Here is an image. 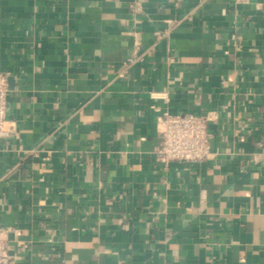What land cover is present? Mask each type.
<instances>
[{
    "label": "crops",
    "instance_id": "crops-1",
    "mask_svg": "<svg viewBox=\"0 0 264 264\" xmlns=\"http://www.w3.org/2000/svg\"><path fill=\"white\" fill-rule=\"evenodd\" d=\"M0 72L9 264H264V0H0ZM163 110L212 157L156 161Z\"/></svg>",
    "mask_w": 264,
    "mask_h": 264
},
{
    "label": "built area",
    "instance_id": "built-area-1",
    "mask_svg": "<svg viewBox=\"0 0 264 264\" xmlns=\"http://www.w3.org/2000/svg\"><path fill=\"white\" fill-rule=\"evenodd\" d=\"M8 73L0 72V138L9 137L16 128L7 118L9 81ZM159 108H157L158 110ZM216 119L214 112L170 113L160 111L157 129L161 142L155 151V159L167 165L171 161H201L213 155L210 142V123ZM7 229L0 226V264H9Z\"/></svg>",
    "mask_w": 264,
    "mask_h": 264
}]
</instances>
